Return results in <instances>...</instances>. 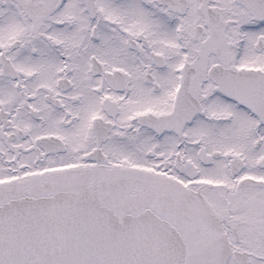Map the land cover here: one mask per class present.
<instances>
[{
	"label": "snow or ice",
	"instance_id": "obj_1",
	"mask_svg": "<svg viewBox=\"0 0 264 264\" xmlns=\"http://www.w3.org/2000/svg\"><path fill=\"white\" fill-rule=\"evenodd\" d=\"M0 264H264V0H0Z\"/></svg>",
	"mask_w": 264,
	"mask_h": 264
}]
</instances>
